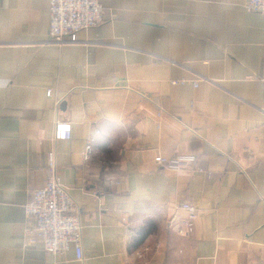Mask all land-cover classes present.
<instances>
[{
	"label": "crops",
	"instance_id": "obj_1",
	"mask_svg": "<svg viewBox=\"0 0 264 264\" xmlns=\"http://www.w3.org/2000/svg\"><path fill=\"white\" fill-rule=\"evenodd\" d=\"M245 1L99 0L103 22L57 44L49 0H0V264H264V15ZM51 152L80 261L23 247ZM180 155L196 163H154ZM184 202L199 212L187 239L170 227ZM146 220L157 231L130 251Z\"/></svg>",
	"mask_w": 264,
	"mask_h": 264
},
{
	"label": "built area",
	"instance_id": "obj_2",
	"mask_svg": "<svg viewBox=\"0 0 264 264\" xmlns=\"http://www.w3.org/2000/svg\"><path fill=\"white\" fill-rule=\"evenodd\" d=\"M244 9L250 13L264 15V0H246ZM49 42L64 44L77 43L80 32L99 26L103 22V9L99 0H49ZM172 85H184L183 80L172 81ZM196 85V84H195ZM194 85V86H195ZM262 109L264 110V80H262ZM70 124L60 121L54 125V140H69ZM92 154L91 142H88L83 152V159L88 161ZM160 168L180 171L196 162L192 155L163 158L157 156L154 160ZM49 175L44 185L31 192L29 203L25 206V227L23 231V247L40 246L47 254L58 257L73 249L75 259H83L82 226L80 210L57 178L53 152L47 156ZM104 186H112L115 179L104 174ZM102 190L93 192L97 198H102ZM180 209L185 217L177 223L171 222L170 227L180 238H190L195 229L198 210L189 203H182ZM187 264V263H182Z\"/></svg>",
	"mask_w": 264,
	"mask_h": 264
},
{
	"label": "trees",
	"instance_id": "obj_3",
	"mask_svg": "<svg viewBox=\"0 0 264 264\" xmlns=\"http://www.w3.org/2000/svg\"><path fill=\"white\" fill-rule=\"evenodd\" d=\"M157 224L152 220H146L140 225V227L134 232L129 250L134 251L139 248L145 240L157 231Z\"/></svg>",
	"mask_w": 264,
	"mask_h": 264
},
{
	"label": "rangeland",
	"instance_id": "obj_4",
	"mask_svg": "<svg viewBox=\"0 0 264 264\" xmlns=\"http://www.w3.org/2000/svg\"><path fill=\"white\" fill-rule=\"evenodd\" d=\"M180 156H184V155H180ZM173 157H176V156H173ZM194 157H195V156H194ZM163 158H164V157H163ZM170 158H172V157H170ZM195 159H196V158H195ZM154 160H155V159H154ZM154 163H155V162H154ZM195 163H196V162H195ZM195 163H194V164H195ZM194 164H192V165H194ZM155 165H156V164H155ZM156 166H157V165H156ZM157 167H158V166H157ZM189 167H190V166H189ZM189 167H188V168H189ZM159 168H160V167H159ZM161 169H165V168H161ZM186 169H187V168H186ZM166 170H168V169H166ZM184 170H185V169H184ZM171 171H173V170H171ZM180 171H182V170H180ZM110 176H111V175H110ZM111 177H112V176H111ZM115 183H116V180H115ZM184 203H188V202H184ZM189 204H190V203H189ZM180 205H181V204H180ZM191 205H192V204H191ZM179 207H180V206H179ZM196 209H197V208H196ZM198 216H199V212H198ZM171 222H173V221H170V223H171Z\"/></svg>",
	"mask_w": 264,
	"mask_h": 264
}]
</instances>
